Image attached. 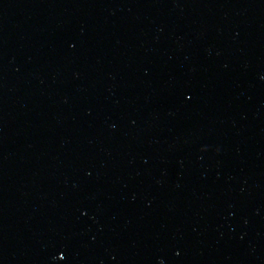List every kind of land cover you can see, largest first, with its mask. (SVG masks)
<instances>
[{
  "label": "water",
  "instance_id": "water-1",
  "mask_svg": "<svg viewBox=\"0 0 264 264\" xmlns=\"http://www.w3.org/2000/svg\"><path fill=\"white\" fill-rule=\"evenodd\" d=\"M0 264H264V0H0Z\"/></svg>",
  "mask_w": 264,
  "mask_h": 264
}]
</instances>
